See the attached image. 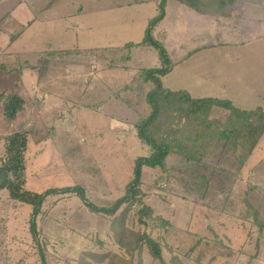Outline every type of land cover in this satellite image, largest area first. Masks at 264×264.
<instances>
[{
  "label": "rangeland",
  "instance_id": "obj_1",
  "mask_svg": "<svg viewBox=\"0 0 264 264\" xmlns=\"http://www.w3.org/2000/svg\"><path fill=\"white\" fill-rule=\"evenodd\" d=\"M226 11V17L214 18L167 1L166 17L153 34L173 65L163 84L193 98L230 100L238 109L255 110L264 106V0H229ZM41 12L48 22L22 25L24 17L30 21ZM157 13L156 2L146 0L1 3L0 57L6 63L37 65L42 53L57 54L40 80L31 71L21 77L0 72V94L17 93L26 102L13 121L4 119L0 102V164L4 138L28 130L27 190L43 193L83 183L88 199L101 207L124 194L134 160L149 154L133 124L149 114L145 97L153 86L141 78L133 90H121L145 70L162 67L157 49L127 45L145 37ZM205 160L214 175L235 162L231 152L213 150ZM176 162L171 156L168 167ZM222 177L213 178L211 190ZM142 181L154 219L148 228L130 219L126 224L146 230L161 245L163 264H264V234L240 215L245 198L264 220V137L241 180L225 181L235 185V211L196 201L176 173L169 178L146 168ZM30 214L29 207L0 193V264H42L29 232ZM37 223L47 264H106L91 255L117 248L110 220L92 214L74 195L49 197ZM137 259L161 264L145 248Z\"/></svg>",
  "mask_w": 264,
  "mask_h": 264
},
{
  "label": "trees",
  "instance_id": "obj_2",
  "mask_svg": "<svg viewBox=\"0 0 264 264\" xmlns=\"http://www.w3.org/2000/svg\"><path fill=\"white\" fill-rule=\"evenodd\" d=\"M146 1L156 2L157 16L149 21L145 37L140 42L129 44L127 47L157 49L162 67L145 70L121 90V92L133 90L141 78L145 84L153 86L145 97L149 114L133 124L137 138L148 149L149 154L134 160L131 179L121 197L112 205L101 207L88 199L83 183L51 188L43 193L27 190L25 188L26 153L29 132L22 129L4 138V157L0 164V193H7L12 203L25 205L31 209L29 232L42 264H47V249L40 240L38 218L49 197L67 195L78 197L88 211L111 222L110 227L115 235L113 244L120 250L114 246L101 248V251L91 255L92 259L106 264H139L137 258L145 248L154 261L163 264L161 245L146 230L135 231L126 224L130 219L131 223L148 228L150 225L148 220L154 219L152 209L145 205L146 194L142 190V179L146 168L152 171L158 170L164 177L169 178L176 173L178 180L179 176L184 179L182 183L187 186L189 194H193L196 201H204L208 208H214L216 211L231 207L234 211L239 209L232 197L235 185L225 181L232 177L241 180L249 158L258 148L264 135V106L255 110H241L230 100L193 98L186 91L166 88L163 83L173 70V65L160 40H155L153 34L166 17L168 0ZM171 1L182 4L198 14L214 18L228 15L226 9L229 0ZM19 35L21 33L12 37V40ZM55 55L57 54L54 52L42 53L37 65L22 63V66L18 65V67H12L11 64L6 63L7 59L0 57V72L4 76L16 74L21 77L24 71H31L40 80L52 61L51 57ZM0 102L2 115L6 121L17 119L26 107L25 100L17 93L2 92ZM209 150L231 152L235 162L227 168L219 167L214 175L212 171L214 167L205 160ZM171 156H176L177 162L173 167H168ZM88 159L91 161V158ZM210 168L212 170L208 171ZM218 175L223 176V179L217 189L214 190L212 187L211 190L213 178ZM242 201L245 209L240 212L241 218L252 222L260 234H264V220L260 217L259 211L247 199L244 198ZM119 251H123L124 254H119Z\"/></svg>",
  "mask_w": 264,
  "mask_h": 264
},
{
  "label": "crops",
  "instance_id": "obj_3",
  "mask_svg": "<svg viewBox=\"0 0 264 264\" xmlns=\"http://www.w3.org/2000/svg\"><path fill=\"white\" fill-rule=\"evenodd\" d=\"M20 1V0H19ZM22 2H25V0H22ZM1 3H3V4H6V0H0V5H1ZM18 5V4H17ZM43 12H44V10H43ZM43 12H41L40 14V18H34V19H32V20H30V21H28V19H24L23 18V20H22V25L23 26H25L26 27V29H28V27H30L31 25H33L35 22H36V24L38 23H43L44 21H47L48 20V18H42L41 19V17L44 15V13ZM4 13H5V11H4ZM4 13H2V19H4L5 17H6V15H4ZM15 21H18L17 19H14ZM34 20V22L31 24V21H33ZM50 20V19H49ZM48 22V21H47ZM25 29V30H26ZM22 35V34H21ZM40 56V55H39ZM263 137H264V135H263ZM262 137V138H263ZM261 141H262V139H261ZM261 141H260V143H261ZM260 145V144H259ZM259 147V146H258ZM247 164H248V162H247Z\"/></svg>",
  "mask_w": 264,
  "mask_h": 264
}]
</instances>
